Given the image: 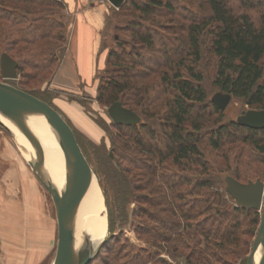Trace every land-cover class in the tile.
<instances>
[{"label": "trees", "instance_id": "16d2710c", "mask_svg": "<svg viewBox=\"0 0 264 264\" xmlns=\"http://www.w3.org/2000/svg\"><path fill=\"white\" fill-rule=\"evenodd\" d=\"M198 1L206 6L203 15L193 12L176 20L171 0H124L115 15L125 17L124 30L129 37L119 43V50H107L105 74L98 78L95 97L107 105L119 101L136 112L140 121L141 115L151 121H139L137 127L138 123H115L108 115L116 132H138L132 141V153L137 151L133 155L125 148L128 144L121 145L116 133L103 125L112 153L118 154L120 169L113 177L122 190L119 191L156 208L152 213L141 209V214L157 225L144 228L151 236L146 243L192 264H235L234 259L250 249L251 242L246 237L255 234L260 213L235 205L213 166L204 159L201 132L205 117L207 113L218 115V124L221 109L211 100L212 95L207 101L198 65L201 46L207 39L216 58L212 77V85L218 89L215 93H230L250 108L264 110V0H239L238 8L227 0ZM61 5V0H0V21L4 22L0 24V54L15 60L20 79L48 73L51 88L50 79L65 51L54 46L66 40L65 24L55 17ZM161 9L167 14L163 20L158 15ZM250 10L258 11L257 15L250 14ZM165 20L167 24H163ZM161 29L171 30L173 38L162 36ZM157 41L161 42L158 46ZM147 52L154 53V57L143 65L140 58ZM12 80L4 81L12 84ZM52 90L54 95L61 93ZM25 91L53 106L34 91ZM66 95L71 101L83 103L75 94ZM138 129L145 130L146 136ZM243 132L248 134L242 139L264 154V128L247 127L235 120L216 126L207 144L218 150L225 141L233 142ZM107 160L110 161L108 154ZM120 161L126 164L121 166ZM162 166L167 168L161 171ZM228 175L247 181L237 171ZM105 177L109 182L110 177ZM138 190L154 197L148 199ZM162 242L167 244L160 246ZM133 255V264L148 263ZM160 260L162 264L171 262Z\"/></svg>", "mask_w": 264, "mask_h": 264}, {"label": "rangeland", "instance_id": "374dc122", "mask_svg": "<svg viewBox=\"0 0 264 264\" xmlns=\"http://www.w3.org/2000/svg\"><path fill=\"white\" fill-rule=\"evenodd\" d=\"M171 1L175 6L174 16L176 20H183L182 16L190 15L189 13L193 12L201 16L204 14V8L206 7L201 6V2L198 0ZM227 1L238 8L239 0ZM61 2L62 7H57L55 17L65 24L64 33L66 40L54 44L56 49L66 48L67 33L70 28V18L66 16L64 3L63 1ZM103 2L110 5L108 0ZM122 12L125 11L123 10ZM249 12L254 16L258 13L255 10H250ZM158 15L161 16L159 20L167 16L164 9H161ZM124 18L120 13L117 15L111 13L103 42V48L105 47L106 51L108 49L119 50V43H123L129 37L124 30ZM162 22L167 24L166 20ZM2 23L4 22L0 21V24ZM145 23L149 25L148 22ZM167 27L170 28L172 26L165 27L164 25V28ZM159 32L162 36L171 39L174 36L171 30L161 29ZM161 40L164 43L166 41L164 38ZM159 43L161 42L157 41L156 46ZM143 56V59L140 58V60L145 65L147 63L146 59L151 60L154 57V53L148 55L147 52ZM200 56L198 68L204 78L203 87L205 88L208 101L218 89L212 85L216 58L209 49V41L207 39L201 46ZM104 63L99 61L98 64V59H94L92 66L95 79L91 82H84V84H90L82 85L84 86L83 89L85 88L84 92L80 90L77 92L78 94H75L83 102L80 104L76 101H71L66 95L68 92L55 93V96L53 90L48 87L47 81L50 76L48 73L38 74L31 79L25 77L20 79L19 75H17V78L11 79V83L20 89L34 91L36 95L49 100L53 107L58 112L60 111L59 113L72 127L76 140H78L77 143L79 142L78 145L94 173V179L99 187L106 214V234L102 240L103 248L99 250L96 259L90 261L89 264H108L109 262L111 264H124L125 262L130 264L132 262L131 264H133L135 262L132 259L133 254V256H137L141 260H146L144 262H148L147 264H162L160 263L161 258L171 261L173 264H192L187 261L188 259L182 257L173 258L165 250L161 252L146 243V239L151 236L147 234L144 228H155L157 225L147 219L145 214L142 215L141 209L147 208L146 210L152 213L156 211V208L155 206H148L143 201L136 202L135 197L131 195L122 194L120 192L122 190L117 184L118 181H115V177H113L117 174L115 170L120 169L117 164L118 154L116 153L115 157L112 153V158L109 156L111 162L107 160V154L109 155L111 151V142L103 125L112 134L115 135L116 133V136L119 137L117 140L121 145L128 144L125 148L131 155L137 152L132 153L133 148L131 147L134 146L132 141L137 135V131L133 132L125 129L124 131L116 132L106 111L109 105L100 103L95 97L98 78L105 74L103 73ZM160 97L163 98L164 95L162 94ZM60 101H65L67 105ZM246 109H250V107L241 99L231 96L229 102L221 110V118L218 124L215 122V120H218V115L207 113L208 115L205 117L206 124L201 132L204 159L207 160V164L210 167L212 165L215 169L221 179L222 188L225 186L223 177L235 171L239 173L241 179L254 180L259 178L264 182V154H259L250 143L242 139L248 132L241 133V136L233 142L225 141V143L221 144V147H218V150L210 148L207 144V139L216 126L220 123L235 120L241 111ZM210 118H212V121ZM0 120L3 121L1 116ZM141 122L151 124L150 119L143 115H141ZM139 126L138 123L137 127ZM154 127L158 130L156 125ZM139 132L141 135L144 134L146 136L145 130H139ZM166 163L169 164V160ZM120 164L124 166L126 163L120 161ZM164 166L160 167L161 171H163V168H167ZM105 175L110 177L109 182ZM136 192L145 193L148 199L154 197L152 193L145 190ZM257 227L258 225L256 229ZM254 235L246 238L250 239L252 243ZM166 244L162 242L160 246ZM57 246L58 228L51 196L32 173L25 154L19 149L16 140L0 126V264H51L57 253ZM248 253L238 259L233 258L236 260L235 264H243V260L246 259Z\"/></svg>", "mask_w": 264, "mask_h": 264}, {"label": "water", "instance_id": "95a60500", "mask_svg": "<svg viewBox=\"0 0 264 264\" xmlns=\"http://www.w3.org/2000/svg\"><path fill=\"white\" fill-rule=\"evenodd\" d=\"M118 9L124 0H108ZM0 115L8 120L29 143L26 161L32 173L50 194L58 228L57 254L60 264H88L98 254L102 240L94 247L84 232L76 238L77 204L94 173L77 143L71 126L64 117L46 101L4 81L17 78L16 62L7 54H0ZM231 99L230 93L217 92L211 100L223 110ZM107 114L118 124H136L139 115L124 107L119 101L111 103ZM40 117L46 121L62 151L65 178L61 188L56 187L45 172L39 150L38 138L28 123V118ZM238 124L264 128V110L246 109L236 117ZM0 126L15 138L9 127L0 121ZM17 142V141H16ZM112 158V152H109ZM224 189L236 205L255 209L260 219L253 237L245 264H264V182L259 178L241 182L231 175L224 176ZM169 264H173L170 262Z\"/></svg>", "mask_w": 264, "mask_h": 264}, {"label": "crops", "instance_id": "0c3cea01", "mask_svg": "<svg viewBox=\"0 0 264 264\" xmlns=\"http://www.w3.org/2000/svg\"><path fill=\"white\" fill-rule=\"evenodd\" d=\"M61 1L64 3L66 16L70 18V28L67 33V46L50 79V87L60 92L76 94L90 84L84 82L95 79L92 66L94 59H98V64L99 61L104 63L107 51L103 48V42L109 17L111 13H115V7L105 2ZM60 102L67 105L65 101Z\"/></svg>", "mask_w": 264, "mask_h": 264}, {"label": "bare ground", "instance_id": "6f19581e", "mask_svg": "<svg viewBox=\"0 0 264 264\" xmlns=\"http://www.w3.org/2000/svg\"><path fill=\"white\" fill-rule=\"evenodd\" d=\"M3 123L9 127L16 138L19 149L27 156L29 143L26 137L19 132L2 115ZM1 121V120H0ZM28 123L38 138L39 150L42 157L43 168L52 183L61 188L65 178V164L62 151L51 132L46 121L40 117L28 118ZM80 232L87 234L95 247L106 234V214L102 196L94 177L84 189L77 204L76 238ZM51 264H60L56 253Z\"/></svg>", "mask_w": 264, "mask_h": 264}, {"label": "built area", "instance_id": "2783aa9c", "mask_svg": "<svg viewBox=\"0 0 264 264\" xmlns=\"http://www.w3.org/2000/svg\"><path fill=\"white\" fill-rule=\"evenodd\" d=\"M104 0H87L89 3L103 2Z\"/></svg>", "mask_w": 264, "mask_h": 264}]
</instances>
